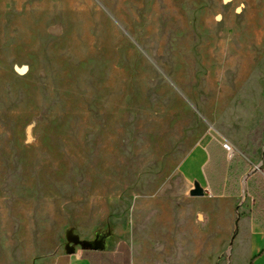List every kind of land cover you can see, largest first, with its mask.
Instances as JSON below:
<instances>
[{
  "label": "rangeland",
  "instance_id": "1",
  "mask_svg": "<svg viewBox=\"0 0 264 264\" xmlns=\"http://www.w3.org/2000/svg\"><path fill=\"white\" fill-rule=\"evenodd\" d=\"M206 136L263 153L264 0H0V264H232L220 204H191Z\"/></svg>",
  "mask_w": 264,
  "mask_h": 264
},
{
  "label": "crops",
  "instance_id": "2",
  "mask_svg": "<svg viewBox=\"0 0 264 264\" xmlns=\"http://www.w3.org/2000/svg\"><path fill=\"white\" fill-rule=\"evenodd\" d=\"M221 140L206 136L198 145L190 165L191 179L201 185L206 195L193 198L191 204L207 201L220 204L206 216L212 219V240L235 233L232 264L239 256L247 264H264V150L261 156L249 151L229 154ZM209 243L202 249L197 244L183 247L181 254L186 256L177 264H210L214 247L210 248ZM30 264H134V256L127 243L119 242L100 249L80 247L73 253Z\"/></svg>",
  "mask_w": 264,
  "mask_h": 264
},
{
  "label": "water",
  "instance_id": "3",
  "mask_svg": "<svg viewBox=\"0 0 264 264\" xmlns=\"http://www.w3.org/2000/svg\"><path fill=\"white\" fill-rule=\"evenodd\" d=\"M205 195H206V191L201 187V185L198 182H196L194 184V189L191 190V192H190V196L193 198H199V197H204ZM84 245L91 247V248H96V249L102 248V246H99V245H95V246L88 245V244H84ZM84 245H83V247H84Z\"/></svg>",
  "mask_w": 264,
  "mask_h": 264
},
{
  "label": "built area",
  "instance_id": "4",
  "mask_svg": "<svg viewBox=\"0 0 264 264\" xmlns=\"http://www.w3.org/2000/svg\"><path fill=\"white\" fill-rule=\"evenodd\" d=\"M223 148H224L229 154H233V153H234V151H233L231 145L228 144V143L223 144Z\"/></svg>",
  "mask_w": 264,
  "mask_h": 264
},
{
  "label": "trees",
  "instance_id": "5",
  "mask_svg": "<svg viewBox=\"0 0 264 264\" xmlns=\"http://www.w3.org/2000/svg\"><path fill=\"white\" fill-rule=\"evenodd\" d=\"M84 248L85 249H90L91 247H88V246L84 245ZM98 249H100V248H98Z\"/></svg>",
  "mask_w": 264,
  "mask_h": 264
}]
</instances>
